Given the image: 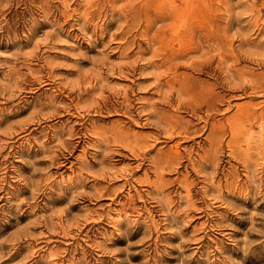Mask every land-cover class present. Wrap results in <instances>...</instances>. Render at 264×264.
<instances>
[{
	"label": "rangeland",
	"instance_id": "374dc122",
	"mask_svg": "<svg viewBox=\"0 0 264 264\" xmlns=\"http://www.w3.org/2000/svg\"><path fill=\"white\" fill-rule=\"evenodd\" d=\"M0 264H264V0H0Z\"/></svg>",
	"mask_w": 264,
	"mask_h": 264
}]
</instances>
